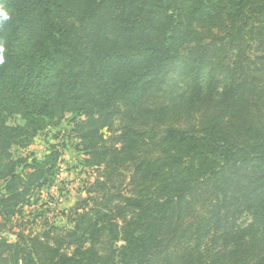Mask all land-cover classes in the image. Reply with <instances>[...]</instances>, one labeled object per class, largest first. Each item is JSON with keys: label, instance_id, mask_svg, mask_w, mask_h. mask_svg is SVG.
<instances>
[{"label": "trees", "instance_id": "obj_1", "mask_svg": "<svg viewBox=\"0 0 264 264\" xmlns=\"http://www.w3.org/2000/svg\"><path fill=\"white\" fill-rule=\"evenodd\" d=\"M0 8V264H264V0ZM66 113L98 177L28 229Z\"/></svg>", "mask_w": 264, "mask_h": 264}, {"label": "rangeland", "instance_id": "obj_2", "mask_svg": "<svg viewBox=\"0 0 264 264\" xmlns=\"http://www.w3.org/2000/svg\"><path fill=\"white\" fill-rule=\"evenodd\" d=\"M22 48L26 50L25 44ZM183 87L180 85L176 91L180 92ZM221 87L219 86L220 89ZM70 118L71 115L66 113L64 119L57 126L50 127L46 134H38L28 148L37 157H42L52 151V145L55 146L53 149L58 153V164L56 165L53 182L43 186L41 193L35 195L39 202L32 208H37V210L30 213V218L26 217L28 229L40 230L44 218H46V221L54 222L55 225L71 227L74 216H69L70 210L75 208L77 201H83L87 198L86 186L98 177L99 167L86 165V155L80 149L81 146L77 145L79 140L74 137L73 124L70 122ZM12 121L10 120V122ZM117 127L118 124H115L113 130H116ZM112 131L106 132L105 137L113 134ZM44 209L47 210L42 211L41 215L37 214V212ZM26 213H29V209ZM33 217L34 220L31 219ZM245 220H247L246 217L241 218L242 222ZM1 235L9 240L14 239V234L8 230L1 233Z\"/></svg>", "mask_w": 264, "mask_h": 264}, {"label": "clouds", "instance_id": "obj_3", "mask_svg": "<svg viewBox=\"0 0 264 264\" xmlns=\"http://www.w3.org/2000/svg\"><path fill=\"white\" fill-rule=\"evenodd\" d=\"M10 19V16L8 14L7 11H5L3 8H0V24H2L3 22H6ZM3 49L0 48V51H2Z\"/></svg>", "mask_w": 264, "mask_h": 264}]
</instances>
